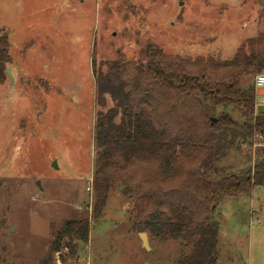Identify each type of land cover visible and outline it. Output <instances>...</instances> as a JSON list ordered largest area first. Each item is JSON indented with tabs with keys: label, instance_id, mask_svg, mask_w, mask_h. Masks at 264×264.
Segmentation results:
<instances>
[{
	"label": "rangeland",
	"instance_id": "rangeland-1",
	"mask_svg": "<svg viewBox=\"0 0 264 264\" xmlns=\"http://www.w3.org/2000/svg\"><path fill=\"white\" fill-rule=\"evenodd\" d=\"M0 28L15 77L12 87L6 70L0 79V264H39L79 219L90 221L88 242L71 256L64 238L51 264H177L190 248L147 234L146 250L124 188L93 216L95 126L113 103L96 104L92 61H143L149 43L169 59L230 61L264 33L257 0H0ZM259 159L257 146L233 150L216 179ZM217 212V264H264V186Z\"/></svg>",
	"mask_w": 264,
	"mask_h": 264
},
{
	"label": "trees",
	"instance_id": "trees-1",
	"mask_svg": "<svg viewBox=\"0 0 264 264\" xmlns=\"http://www.w3.org/2000/svg\"><path fill=\"white\" fill-rule=\"evenodd\" d=\"M257 3L264 11V0ZM9 47L0 28V79L11 62ZM92 71L96 104L106 107L108 97L113 103L95 126L93 216L100 217L112 191L124 186L133 231L190 248L177 264H217V209L264 186V112H257L255 81L242 84L244 77L264 74V33L230 61L169 59L149 43L143 61L93 60ZM245 145L258 147L254 168L216 179L229 152ZM90 225L88 219L67 221L39 264H51L64 238V248L77 255Z\"/></svg>",
	"mask_w": 264,
	"mask_h": 264
},
{
	"label": "water",
	"instance_id": "water-1",
	"mask_svg": "<svg viewBox=\"0 0 264 264\" xmlns=\"http://www.w3.org/2000/svg\"><path fill=\"white\" fill-rule=\"evenodd\" d=\"M6 74H7V76L10 79V86L12 87L13 83L15 82V77H14V75H13L10 67H7L6 68ZM257 95L259 97H262L264 95L263 89H257ZM257 112L258 113L264 112V104L261 103V104H259L257 106ZM241 172H244L246 174V171L245 170H242ZM123 188H124V186H120L119 187V190L121 191ZM140 237H141V240L143 242V246L145 247V249L146 250H149L150 248H149V245H148L147 234L146 233H141L140 234Z\"/></svg>",
	"mask_w": 264,
	"mask_h": 264
},
{
	"label": "built area",
	"instance_id": "built-area-1",
	"mask_svg": "<svg viewBox=\"0 0 264 264\" xmlns=\"http://www.w3.org/2000/svg\"><path fill=\"white\" fill-rule=\"evenodd\" d=\"M255 85H256V89H263L264 91V74H260L256 77ZM259 98L261 100V103L264 104V95ZM91 190H93V187L92 186L88 187V191H91Z\"/></svg>",
	"mask_w": 264,
	"mask_h": 264
}]
</instances>
